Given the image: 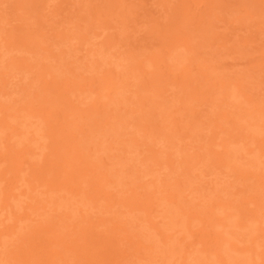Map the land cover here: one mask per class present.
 I'll return each mask as SVG.
<instances>
[{"label": "rangeland", "instance_id": "1", "mask_svg": "<svg viewBox=\"0 0 264 264\" xmlns=\"http://www.w3.org/2000/svg\"><path fill=\"white\" fill-rule=\"evenodd\" d=\"M0 264H264V0H0Z\"/></svg>", "mask_w": 264, "mask_h": 264}]
</instances>
